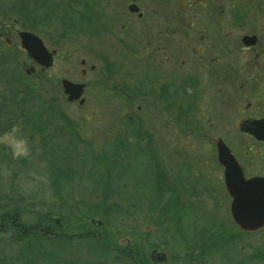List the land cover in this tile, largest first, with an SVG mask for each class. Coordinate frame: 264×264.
<instances>
[{
    "label": "rangeland",
    "instance_id": "rangeland-1",
    "mask_svg": "<svg viewBox=\"0 0 264 264\" xmlns=\"http://www.w3.org/2000/svg\"><path fill=\"white\" fill-rule=\"evenodd\" d=\"M6 1L9 4L0 0V50L9 59L7 69L0 71V133L20 125L31 153L14 159L11 150L0 145V212H16L26 225L62 214L67 221L65 236L77 237L59 246L32 242L33 248L41 245L38 252L42 250L43 255L56 253L51 262L35 264H136L139 257L148 259L155 248L166 254L168 264H220L216 249L207 253L197 231L203 223L231 228L212 145L216 123L210 129L201 121V111L209 110L205 105L188 112V106L178 103L174 119L165 111L168 107L151 102L154 91L149 92V102L140 99L141 90H135V32L141 24L129 23L135 28L130 43L122 44L119 36V20L125 19L123 8L131 0H19L29 11L45 5L59 9V13L39 12L38 16L21 13L18 0ZM135 1L148 12L155 8L153 4L174 5L177 39L203 33V2L221 3L225 10L231 4L238 6L236 10L241 7L239 16L245 22L236 33L264 37V0ZM185 5L190 7L181 9ZM229 13H224L223 20L231 18ZM145 20L149 25L155 23L153 17ZM19 32H29L42 41L53 54L50 68L41 70L32 64L21 49ZM126 44L133 48L131 54ZM182 51L178 56H184ZM82 60L87 62V73L90 66L95 67L86 77L80 76ZM14 72L23 77L21 81ZM62 79L86 84L83 106L66 101ZM27 94V110L21 116L17 103ZM204 131L208 136H202ZM251 157L249 172L264 175V155ZM185 177L189 181L183 183ZM113 204L116 208L111 213ZM185 210H191V229L184 219ZM96 212H105L107 217H95ZM159 216L165 225L157 233ZM90 220L104 225L97 227ZM88 229L99 240L113 242L116 249L137 247L138 257L122 259L113 251L100 250L84 234ZM235 235V256L226 264H264V228ZM18 253L8 238L0 237V264H27Z\"/></svg>",
    "mask_w": 264,
    "mask_h": 264
},
{
    "label": "flooded vegetation",
    "instance_id": "flooded-vegetation-1",
    "mask_svg": "<svg viewBox=\"0 0 264 264\" xmlns=\"http://www.w3.org/2000/svg\"><path fill=\"white\" fill-rule=\"evenodd\" d=\"M210 1L212 2V0ZM153 6L155 8L150 9L148 12L135 0H131L126 10L123 8V11L126 12L124 13L125 19L121 18L119 20L122 23L119 36H122V44L130 43V40H132L130 36L134 34L133 30L135 29H132L130 24H133V21L141 24L138 25L139 28H136L135 32L137 36L135 40L137 45L135 63L138 71L135 90H141L140 99L142 101L149 102L147 101L150 99H147L149 92L154 91L155 96L150 99L151 102L156 104L157 107H168V110L165 111L170 112L174 119L175 107L178 103H183L185 107L188 106V112L192 107L198 105H205L209 108V110L201 111V121L206 124V128L210 129L213 123H216L217 134H215V140L212 142L215 165L220 172L221 185L227 199L228 215L231 221V228H226L223 223L216 225L218 229L224 231H221L224 234L214 249L219 255L220 264H226V262H232L231 258L235 256L237 240L235 234H254L255 232L244 231L233 221L230 210L232 198L226 189L224 167L217 161V144L221 142L228 149L246 180L264 178V175L249 172V165L252 164L251 156L264 155V140H259L256 137V134H260L262 130L264 131V37L254 33L242 36L236 33L238 28L242 26L241 23L245 22L239 16L241 7L236 10L238 6L231 4L229 10H225L221 3L207 4L203 2L200 4L204 19L203 33L200 36L185 34L177 39L175 6L165 3H157ZM189 7L185 5L181 9ZM225 12L226 14L230 12V19L223 20L222 17ZM147 17H153L155 23L151 25L144 23ZM166 24L167 27H165ZM189 26L191 25L189 24ZM0 36H3V34L0 33ZM246 38H253L254 43L249 44L245 41ZM126 47L130 49L127 53L131 54L133 52L131 51L133 49L131 45L126 44ZM181 49L185 51V53L182 51L184 55L182 57L181 55L178 56ZM86 65V61L82 60L80 62L81 77H86L89 73L95 71V67L90 66L87 73L85 70ZM30 67L34 69L33 65ZM70 82L83 84L85 91V83ZM125 95L130 96L127 93ZM127 99L126 101L130 102V98ZM76 102L79 105V101ZM202 136H208L207 132L204 131ZM185 180L188 182L189 178L185 177L183 183H185ZM175 193L173 191V194H171L174 203ZM173 206L176 209V206ZM190 211H184L186 224H190L189 229H191ZM50 219L53 223L59 225L60 241H62L61 236L72 240L77 238L75 235L69 237V234H67L65 236L67 221L64 215L59 214V219L52 215ZM15 221V216L10 214L0 217V233H2L0 237L4 239L6 237L9 240L13 238L11 235ZM90 223L98 227L101 226L97 225L95 220H90ZM213 226L215 227L211 223L208 224L209 228ZM47 229L50 233H54L53 227ZM40 234L43 233L40 232ZM84 234L89 235V240L99 239L93 230L88 229V232ZM71 251L72 254L75 253L74 250L71 249ZM152 252L163 253L156 248L151 250L148 255L151 264H168L165 253H163L166 258L165 262L159 263L154 257H150ZM115 253L117 256L123 255L120 248H115ZM63 258L64 262H69L67 260L69 258L64 256ZM72 263L77 264V261H72ZM136 264H143V257H139V262L137 261Z\"/></svg>",
    "mask_w": 264,
    "mask_h": 264
},
{
    "label": "water",
    "instance_id": "water-1",
    "mask_svg": "<svg viewBox=\"0 0 264 264\" xmlns=\"http://www.w3.org/2000/svg\"><path fill=\"white\" fill-rule=\"evenodd\" d=\"M18 39L21 49L35 65L41 67V70L53 65V54L48 52L37 36L29 32H19ZM245 41L254 43L253 38H246ZM30 72H34L32 67ZM61 86L69 103L79 101L80 106L84 104L83 84L63 80ZM256 137L264 140V131L256 134ZM217 161L225 170V185L232 198L230 210L234 223L244 231H259L264 227V178L246 180L237 162L221 142L217 144ZM97 225L100 226L101 223L98 222ZM150 257H154L159 263L165 262L166 259L165 254L156 252H152Z\"/></svg>",
    "mask_w": 264,
    "mask_h": 264
},
{
    "label": "trees",
    "instance_id": "trees-1",
    "mask_svg": "<svg viewBox=\"0 0 264 264\" xmlns=\"http://www.w3.org/2000/svg\"><path fill=\"white\" fill-rule=\"evenodd\" d=\"M2 1H5L7 4H9V2H7L6 0H2ZM8 1H11V0H8ZM15 3L17 4V7L19 8V11L21 13L30 12L34 16H38L39 12L40 13H44L45 15L53 14L52 11H55V12L59 13V9L56 11V9L53 10L51 7H47L46 5L43 6L41 9L40 8H38V9L34 8L35 9L34 11H29L27 5H22V6L20 5L21 2H19V0L16 1ZM50 4H51V2H49V5ZM51 6L55 7V5H51ZM10 15H12V14H10ZM24 27H26V26H24ZM30 29L32 30L33 27L31 26ZM0 38H1V36H0ZM0 52H1L0 53V71L2 72L3 68H4V70L7 69V65H9V63L6 62V61H9V59H8V57L3 56L2 50H0ZM10 62H11L10 64H12V60ZM14 74H15V76H17V80H19V81L22 80L23 77H21L18 72H14ZM29 97H30V94H29ZM29 97H28V94H27V96L25 95L22 98L21 101H19L20 99L18 100L19 102L17 103L18 106L16 108L21 106V107H19V111H18V114L21 115V116H23L24 111L26 112V110H27V109H25L27 107L26 99L29 98ZM13 101H16V99L13 100ZM25 101H26V103H25ZM20 109H22V110L20 111ZM5 116H8V115H5ZM94 180H97V177ZM159 197H161V196H159ZM157 206H158V208L159 207L163 208V207L160 206L159 203H157ZM112 208L115 209L116 206L114 204L111 206V210H110L111 213L114 212V211H112ZM161 210H159L160 213H161ZM6 211L7 210H4V211L0 212V217L2 215L8 214L9 211H7V212ZM13 213H14V215H12V216H15L16 221H15V224H14L13 229H12L13 233H12L11 236L13 238H11L9 240V242H10V245H13V247L18 249L19 259H21V261H23V262H26L27 264H35L38 261L49 263V262H51L52 258L56 257V253L53 256H50V255L47 256V255H43L42 250L40 252H38V250L41 249V245L33 248L32 247L33 246L32 242L36 241L39 244L42 243V242H45V243L51 244L52 246H59V242H62L64 244H66L67 241L71 239V238L65 239L64 237L61 236L62 241L59 240V225H57L56 223H53L51 221V219H50V217L52 215L56 216V218L59 219V214H50L49 216H47V218L45 216L41 217L40 220L34 225H31V224L30 225H26L20 220L19 214H17L16 212H13ZM94 215H95V217H98V218L103 219V220H105V218L107 217V214L105 212L104 213L96 212V214H94ZM161 219H162V217L159 216V219L157 220L158 224L156 225L157 226L156 227L157 233H159L160 230L162 229V226L165 225L164 222H161ZM95 222L101 223L100 227H102V225H104L100 221H95ZM49 227H53V229H54V233L53 234L48 231L47 228H49ZM197 231L200 232V237L203 236L202 243L204 245H207L206 252L209 253V254L211 253V250L215 248V245L218 242H220L221 236H223V234H224V233L221 232L223 230L218 229L216 226L215 227L213 226V227L209 228L208 227V223H203L201 226L198 227ZM40 232L43 233V234L41 235ZM53 235H55V236L53 237ZM0 236H2V233H0ZM91 242H94L95 246H97L100 250H104V251H107V252H110V251L115 252V244L113 242L109 241V240H99L98 239V240H95V241L91 240ZM209 248H211V249H209ZM35 250H36V252H35ZM120 251H123V255H120L118 257H120L122 259L128 258V260H129L130 258H133V256L136 257L135 254L138 255L136 253L137 247L135 248L133 246L127 247L124 250H123V248L122 249L120 248ZM258 256L259 255H256L255 258L257 259ZM58 257H59V252L57 254V258ZM143 257H144L143 264H151L149 262V260L146 258L145 255Z\"/></svg>",
    "mask_w": 264,
    "mask_h": 264
},
{
    "label": "clouds",
    "instance_id": "clouds-1",
    "mask_svg": "<svg viewBox=\"0 0 264 264\" xmlns=\"http://www.w3.org/2000/svg\"><path fill=\"white\" fill-rule=\"evenodd\" d=\"M21 126L14 124L10 130L0 133V145L11 150L14 159L28 157L31 153L29 141L21 134Z\"/></svg>",
    "mask_w": 264,
    "mask_h": 264
}]
</instances>
